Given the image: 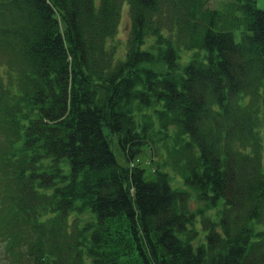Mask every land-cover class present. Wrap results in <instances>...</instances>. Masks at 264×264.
I'll list each match as a JSON object with an SVG mask.
<instances>
[{
	"label": "trees",
	"instance_id": "16d2710c",
	"mask_svg": "<svg viewBox=\"0 0 264 264\" xmlns=\"http://www.w3.org/2000/svg\"><path fill=\"white\" fill-rule=\"evenodd\" d=\"M210 3L0 0V264H264V8Z\"/></svg>",
	"mask_w": 264,
	"mask_h": 264
},
{
	"label": "rangeland",
	"instance_id": "374dc122",
	"mask_svg": "<svg viewBox=\"0 0 264 264\" xmlns=\"http://www.w3.org/2000/svg\"><path fill=\"white\" fill-rule=\"evenodd\" d=\"M224 0H211L210 5L212 7H218L223 3ZM258 6L260 8H264V0H258ZM132 27V16L130 12V7L128 3H124L122 6L121 11V17L120 22L118 25V31L115 36V38L112 40V44L117 45L118 49V58H124L126 56L127 51V43L128 39L130 37ZM115 146V147H114ZM114 151L116 153L117 159L120 163H125V158L122 155L120 148H118V145H114ZM165 159V155L162 151L158 153H155L153 151H150L149 149L145 148L142 153L138 156L136 160V164H139L143 166L146 169V177L148 179H155L156 174L155 170L158 168V164H163ZM164 168V167H163ZM167 170V168L165 167ZM171 173V185L172 187H179V188H185L188 189L191 193V200H190V207L192 210L196 211L198 208H205L206 209V215L211 216L213 218H218L217 216V209L210 208L207 209V205L203 204L199 199H197L196 193L185 184L182 176L172 170H170ZM221 205L219 206L220 209ZM200 221V220H199Z\"/></svg>",
	"mask_w": 264,
	"mask_h": 264
}]
</instances>
